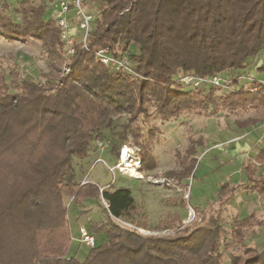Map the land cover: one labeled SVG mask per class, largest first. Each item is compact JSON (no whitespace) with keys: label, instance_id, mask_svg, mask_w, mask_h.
<instances>
[{"label":"trees","instance_id":"obj_1","mask_svg":"<svg viewBox=\"0 0 264 264\" xmlns=\"http://www.w3.org/2000/svg\"><path fill=\"white\" fill-rule=\"evenodd\" d=\"M99 16L87 39L91 50L107 47L126 55L143 78L112 70L99 62L92 51L74 45L69 71L63 64L60 27L53 18L43 19L41 0H19L12 8L15 21L3 2L0 35L8 40L35 41L46 53L51 69L46 85L24 78L19 90L0 72V264H223L224 227L220 215L185 224L172 212L155 230L176 228L172 234H143L123 227L112 217L129 218L134 206L131 190L112 189L91 182L72 180V159L83 158L95 131L109 127L113 117L129 113L125 134L141 145L139 170H152L156 159L152 129L145 134L131 123L153 106L163 118L183 110L217 108L214 86L207 91L181 88L176 74L209 77L245 69L249 59L264 48V0H101ZM133 45L135 52L129 49ZM264 71V66H260ZM264 105V83L253 80L249 88L230 90L223 105ZM255 120L238 121L247 126ZM124 131V130H123ZM145 134V135H144ZM154 135V136H153ZM143 136V137H142ZM145 136V137H144ZM144 140V142H143ZM193 164V163H192ZM264 145L244 164L243 188L264 195ZM68 174L69 180H66ZM99 187H103L102 191ZM236 189L221 185L220 196L228 199ZM101 197L109 220L96 229L105 238L91 247L80 261L67 254L69 232L65 226L63 197ZM169 200L186 203L182 196ZM197 216H203L197 210ZM204 217V216H203ZM254 214L234 217L230 232L236 241L246 239ZM138 223V222H137ZM143 228L146 223H139ZM141 225L137 226L140 227ZM242 255H231L228 264H264V248L244 245Z\"/></svg>","mask_w":264,"mask_h":264},{"label":"rangeland","instance_id":"obj_2","mask_svg":"<svg viewBox=\"0 0 264 264\" xmlns=\"http://www.w3.org/2000/svg\"><path fill=\"white\" fill-rule=\"evenodd\" d=\"M94 1V10L91 12L93 18H97L102 2ZM3 2L9 3L10 7L5 11L18 21L19 15L12 11L18 0H0V8ZM44 4L43 19L48 20L51 18L52 7L48 1ZM80 37L81 33L73 36V39L79 42ZM65 48L63 44L61 74H66L63 67L69 62ZM129 49L135 52L133 45ZM116 51L120 54L122 48L117 46ZM260 66H264V48L254 58L249 59L241 72L230 69L217 74L220 85H212L208 81L183 82L181 78L192 73L179 71L174 80L181 88L207 91L214 86L213 96L217 108L213 110L210 107L205 111L183 110L177 116L163 118L155 107L145 105L147 114L140 113L137 120L131 123L133 129L139 128L145 134L152 129L157 134L155 137L148 134L144 136L145 141L151 139L152 154L156 159V166L152 170L144 171L139 170L140 153L143 150L140 151L141 145L137 143L136 137L125 134L124 126L131 115L122 113L114 116L109 127L94 132V135H98L90 141L86 156L81 159L73 157L72 164L76 167L77 176L72 177V180L80 184L91 182L98 186L111 185L112 189L129 188L134 206L139 210L133 211L129 218L112 217V220L127 228H135L133 226L144 222L147 227L140 226L143 234L174 233L176 228L154 229L160 220L172 212L178 213L185 224L194 219L200 222L202 218L218 213L225 230L221 245L223 264H228L233 254L242 255L245 244L259 250L264 248V195L243 188L246 181L244 164L253 159L264 145V105L252 106L249 102L245 107L232 106L231 109L223 105L230 90L249 88L253 80L264 79V71H260ZM50 71L46 53L38 42L8 40L0 35V72L5 74L10 83L15 72L18 74L11 83L10 92L18 91L19 83L24 78L46 85L51 76ZM253 119L255 122L247 126L237 124L238 121ZM148 143L149 141L145 142L147 145ZM124 146L131 151L128 161L134 166L137 177H132L129 172L119 167ZM263 173L264 166L257 165L256 176ZM68 174L66 180H69ZM223 184L236 189L228 199V194L220 196ZM179 196L183 197L186 205L180 201L169 200ZM103 201L96 196H86L80 200L72 195L63 197L65 226L69 232L67 253L77 260L82 261L90 249L79 241L80 226L94 234L95 246L105 238L104 231L96 229L98 224L109 220ZM197 210L202 211L204 217L197 216ZM251 213L256 221L252 227L246 229L245 241H236L230 232L232 219L235 216L243 218Z\"/></svg>","mask_w":264,"mask_h":264},{"label":"built area","instance_id":"obj_3","mask_svg":"<svg viewBox=\"0 0 264 264\" xmlns=\"http://www.w3.org/2000/svg\"><path fill=\"white\" fill-rule=\"evenodd\" d=\"M70 11H74L75 16L78 18V28L81 31L80 43L82 47H84L88 51H92L95 55L96 59L104 64L106 67L112 70H119L128 75L143 78V76L135 69L133 62L124 54H113L107 47L97 48L91 50L87 47V39L89 37V33L92 30L93 25V15L86 11L83 5V0H61L59 2V8L55 13V20L57 25L60 27V38L64 44L65 52L68 56L72 55L75 51L74 45L76 41L73 39V36L70 34V25H69V17L68 13ZM63 71L67 73L69 71V66L66 64L63 67ZM181 80L183 82L189 83L191 81L205 82L208 81L212 85H220V78L216 75L209 77H199L194 74H185ZM264 83V79L260 80ZM100 191H102L103 187H99ZM103 204L106 208H108V203L103 201ZM119 219V218H116ZM123 222V221H122ZM128 224L127 222H124ZM131 226V224H128ZM135 227L138 231H142L143 229L137 226ZM80 238L79 241L85 244L88 247H94L96 243V238L93 233L89 232L84 226L79 227Z\"/></svg>","mask_w":264,"mask_h":264},{"label":"crops","instance_id":"obj_4","mask_svg":"<svg viewBox=\"0 0 264 264\" xmlns=\"http://www.w3.org/2000/svg\"><path fill=\"white\" fill-rule=\"evenodd\" d=\"M19 1V0H18ZM42 2H49L50 5H51V9H50V16L51 18H53L55 20V13H56V10H58L59 8V2L61 0H41ZM95 3L94 0H83V5H84V8L86 9V11H88L89 13L93 14L91 11H93V4ZM49 12V11H47ZM72 14H70L68 17H69V25H70V33L75 36L76 34L79 35V33H81V31L79 30L78 28V18L75 16L74 14V11L71 12ZM56 21V20H55ZM81 159V158H80ZM75 169L76 167L72 164V169L70 170V173L72 174V176H77L76 173H75ZM106 186V185H105ZM68 254V253H67Z\"/></svg>","mask_w":264,"mask_h":264},{"label":"bare ground","instance_id":"obj_5","mask_svg":"<svg viewBox=\"0 0 264 264\" xmlns=\"http://www.w3.org/2000/svg\"><path fill=\"white\" fill-rule=\"evenodd\" d=\"M130 149L127 146H124L121 152V163L119 167H121L122 170H126L130 173L132 177H137V172L134 168V166L128 161Z\"/></svg>","mask_w":264,"mask_h":264}]
</instances>
